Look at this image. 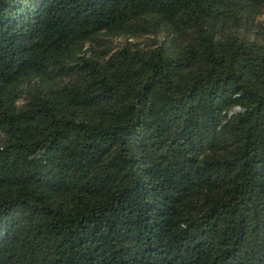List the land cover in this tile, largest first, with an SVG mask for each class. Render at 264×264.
<instances>
[{
	"label": "trees",
	"instance_id": "16d2710c",
	"mask_svg": "<svg viewBox=\"0 0 264 264\" xmlns=\"http://www.w3.org/2000/svg\"><path fill=\"white\" fill-rule=\"evenodd\" d=\"M264 0H0V264H264Z\"/></svg>",
	"mask_w": 264,
	"mask_h": 264
},
{
	"label": "rangeland",
	"instance_id": "374dc122",
	"mask_svg": "<svg viewBox=\"0 0 264 264\" xmlns=\"http://www.w3.org/2000/svg\"><path fill=\"white\" fill-rule=\"evenodd\" d=\"M262 20L264 21V17L262 18Z\"/></svg>",
	"mask_w": 264,
	"mask_h": 264
}]
</instances>
